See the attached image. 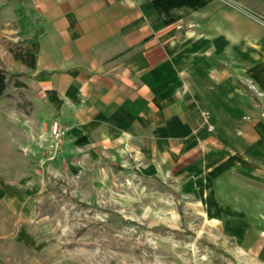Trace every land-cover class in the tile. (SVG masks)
<instances>
[{"label": "crops", "instance_id": "crops-1", "mask_svg": "<svg viewBox=\"0 0 264 264\" xmlns=\"http://www.w3.org/2000/svg\"><path fill=\"white\" fill-rule=\"evenodd\" d=\"M16 1L37 44L35 66L21 62L29 120L44 133L65 127L68 167L91 186L142 189L138 176L191 190L217 169L223 139L264 121V21L254 12L222 0Z\"/></svg>", "mask_w": 264, "mask_h": 264}, {"label": "rangeland", "instance_id": "rangeland-1", "mask_svg": "<svg viewBox=\"0 0 264 264\" xmlns=\"http://www.w3.org/2000/svg\"><path fill=\"white\" fill-rule=\"evenodd\" d=\"M222 2L264 21V0ZM18 4L0 0V264H264V121L223 139L217 169L191 190L138 176L142 189L91 186L68 167L64 137L51 145L52 123L44 133L29 120L16 53L36 35Z\"/></svg>", "mask_w": 264, "mask_h": 264}, {"label": "built area", "instance_id": "built-area-1", "mask_svg": "<svg viewBox=\"0 0 264 264\" xmlns=\"http://www.w3.org/2000/svg\"><path fill=\"white\" fill-rule=\"evenodd\" d=\"M207 129L209 131H213L214 125L211 123H207ZM51 132L55 136V142L51 143V145L57 148L59 147V144L64 137L65 127H62L57 121H53L51 125Z\"/></svg>", "mask_w": 264, "mask_h": 264}, {"label": "trees", "instance_id": "trees-1", "mask_svg": "<svg viewBox=\"0 0 264 264\" xmlns=\"http://www.w3.org/2000/svg\"><path fill=\"white\" fill-rule=\"evenodd\" d=\"M24 24L27 21V18H23ZM36 48L37 44H34V50L25 49L22 52L16 53V57L21 59L22 62L26 63L27 65L34 67L36 62ZM3 79V76L2 78ZM1 84L3 85V81L1 80Z\"/></svg>", "mask_w": 264, "mask_h": 264}]
</instances>
